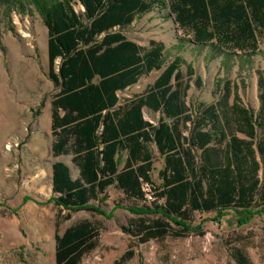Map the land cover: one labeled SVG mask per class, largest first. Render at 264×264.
Listing matches in <instances>:
<instances>
[{
	"label": "trees",
	"instance_id": "1",
	"mask_svg": "<svg viewBox=\"0 0 264 264\" xmlns=\"http://www.w3.org/2000/svg\"><path fill=\"white\" fill-rule=\"evenodd\" d=\"M19 2H31L47 27L48 76L58 88L51 102L52 153L55 157L72 153L79 172L73 178L65 162L52 163L56 205L102 213L89 201L99 199L108 187L145 200L143 185L148 183L160 189L157 196L164 202L130 207L138 214L162 217L141 225L143 240L202 234L189 226L194 211H264V107L256 123L237 97L230 104L223 98L204 106L193 120L185 101L189 86L182 81L181 57L165 63L161 42L150 41L142 48L121 31H113L164 5L177 27L190 35L189 42L242 60L259 49L264 37V0H77L82 12L75 10L72 0ZM152 70L161 72L145 93L116 107L117 92ZM193 74L187 65L186 78ZM144 107L163 117L158 123L146 120ZM187 122L194 126L186 137L182 125ZM205 123L210 124L206 130ZM257 126L262 128L259 159L253 147ZM152 147L162 160L159 185L152 179ZM120 153L126 154L122 167ZM98 237V228L88 221L56 233L55 264H80ZM132 257L128 251L121 258ZM235 260L251 264L241 252H236Z\"/></svg>",
	"mask_w": 264,
	"mask_h": 264
},
{
	"label": "rangeland",
	"instance_id": "2",
	"mask_svg": "<svg viewBox=\"0 0 264 264\" xmlns=\"http://www.w3.org/2000/svg\"><path fill=\"white\" fill-rule=\"evenodd\" d=\"M72 5L78 12L84 10L77 0H72ZM113 31H121L142 48L150 41L161 42L165 63L181 57L182 81L189 86L185 101L193 120L204 106L223 98L230 104L237 97L258 123L264 107V37L259 39V49L246 59L229 58L225 51L214 53L209 45L189 42L190 35L177 27L164 5ZM187 65L194 71L189 79ZM160 72L152 70L118 91L116 107L145 93ZM57 92L48 76L47 27L42 14L31 2L0 0V264H55V234L80 221H88L99 230L96 247L80 264H237L236 252L243 253L251 264H264V211L257 209L248 214L231 209L221 213L194 211L189 226L201 229L202 234L143 240L141 225L162 217L138 214L130 207L164 202L157 196L160 189L148 183L143 185L145 200L131 199L108 187L99 199L89 201L102 213L56 205L52 163L63 161L73 178L79 175L72 153L57 157L52 153L51 102ZM143 115L152 123L163 117L146 107ZM209 125L205 123L202 129ZM193 126L194 122L182 125L183 135L190 136ZM261 130L257 126L256 151ZM237 136L248 139L241 132ZM152 153V179L159 185L162 160L155 147ZM195 153L199 155L200 150L195 149ZM256 155L259 159L258 151ZM125 156L119 154V167ZM170 225L177 229L172 222ZM128 251L133 257L122 259Z\"/></svg>",
	"mask_w": 264,
	"mask_h": 264
}]
</instances>
